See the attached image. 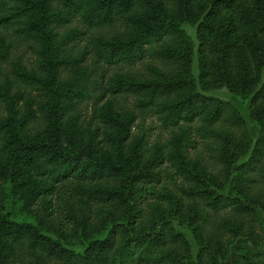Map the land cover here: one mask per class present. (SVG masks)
<instances>
[{
    "label": "trees",
    "instance_id": "trees-1",
    "mask_svg": "<svg viewBox=\"0 0 264 264\" xmlns=\"http://www.w3.org/2000/svg\"><path fill=\"white\" fill-rule=\"evenodd\" d=\"M74 18L84 30L113 29L109 38L87 39L95 64L130 66L144 56L160 61L146 65L144 79L126 73L104 85L99 80L87 84L94 92L93 104L108 93H134L138 107L169 129L165 140L146 147L139 136L126 143L132 116L106 115L114 126L104 140L108 151L98 147L94 133L83 141L82 131L63 121L59 94L64 86L53 87L58 63L53 39L55 27ZM183 23L194 26L196 80L190 74L192 44ZM0 28L41 42L45 79L16 74L20 84H40L49 97L46 126L29 137L24 133L26 115H19L13 97L1 93L0 192L2 182L11 191L22 186V205L38 221L10 218L0 195V264H47L48 259L58 264H160L169 256L167 245L183 242L168 217L192 228L199 240L209 225L250 240V225L239 219H251L255 208L264 213V199L249 194L246 175L237 178L232 194L214 187L190 152L197 138L214 137L218 147L213 160L226 173L241 153L232 132L225 125L215 127L218 122L241 124L237 110L194 87L225 85L234 92L249 90L251 102L264 101V0H0ZM76 35L68 32L62 44ZM80 60L71 58L72 65ZM111 179L118 184L108 185ZM64 185L65 203L85 197L87 215L82 218L95 210L120 217L129 227L112 223L107 234L88 240L79 251L62 245L60 235L42 233L48 222L58 228L68 224L70 215L62 217L52 208V198ZM64 211L71 212L69 207ZM24 246L25 258L13 262L14 249ZM219 246L208 254L198 252L196 262L205 255L212 264L224 260L227 250ZM228 264H264V250L244 252Z\"/></svg>",
    "mask_w": 264,
    "mask_h": 264
},
{
    "label": "rangeland",
    "instance_id": "rangeland-1",
    "mask_svg": "<svg viewBox=\"0 0 264 264\" xmlns=\"http://www.w3.org/2000/svg\"><path fill=\"white\" fill-rule=\"evenodd\" d=\"M181 27L188 34L192 44L190 74L196 80L194 26L183 23ZM55 29L57 36L53 39L55 48L52 54L53 59L58 63L53 87L64 86L63 92L59 94L60 103L63 105V121L65 123L73 122V127L82 131L83 141L88 138L89 133H94L96 135L94 139L99 142L98 147L111 151L109 143L104 140L107 135L114 132V126L106 115L113 116L115 114L123 118L128 116L133 118L129 127L130 136L126 143L142 136L143 140L147 142L145 146L149 147L152 142H161L168 137L169 129L162 126L155 115L138 107V100L134 93H108L97 104H93L94 92L91 85L87 84V82L92 83L93 80H99L104 85L109 78L126 73L134 75L136 79H144L147 76L146 65H158L160 61L151 56H144L140 62L130 66L121 63L117 66L95 64L92 61L89 46H86L87 39L91 36L109 38L113 34L111 27L84 30L79 20L74 18L67 23L58 25ZM81 30L84 31L83 34L82 32L78 33ZM76 31V36H71L69 40H66V44H62L65 34ZM41 48V42L33 36H20L11 28H0V115H5V101L1 95V93H5L13 97L19 115H26L24 133L29 137L41 134L46 126L49 97L46 89L40 84H20L16 73L32 74L45 79L47 75L41 63L44 58ZM83 49H87V51L81 55ZM80 56L81 60L77 62L76 66H73L71 58ZM194 88L203 94L228 101L237 110V114L242 119L241 124L227 125L224 122H218L215 127L225 125L232 132L237 147L241 146L242 149L241 153L238 152L235 157L228 173L221 170L213 160L218 147V141L214 137L197 138L196 147L190 152V157L193 161L197 160L198 166H201L209 181L215 184L214 187H220L226 193L232 194L237 178L246 175L248 178L244 183L246 190L250 195L264 199V101L251 102L249 90L234 92L225 85L202 90L196 84ZM243 171L245 174H242ZM164 181L166 182V180ZM107 184L116 186L118 180H108ZM21 187L11 191L8 186L4 187V182H2L0 195L4 211L9 212L10 218L16 221L35 224L38 221L37 218L22 205L23 189ZM70 187H74V183H71ZM65 188V185L62 186L59 193L52 198V208L62 217L69 214V221H66L68 224L58 228L56 224L48 222L43 225L44 228H41V232L52 237L60 235L62 245L67 249L81 250L88 240L107 234L112 223L126 226L125 229L129 227L122 218L112 219L105 212L99 214L95 210L91 211L87 217L82 218L87 215L85 197L78 198L77 196L72 203H65V193H67ZM68 207L71 212L64 211V208ZM168 219L174 229L183 235V242L178 241L167 245L169 256L164 258L160 264H212V258L206 255L202 261L197 263L196 254L198 252L211 253L217 245L227 250V254L224 260H217L215 264H228L244 252L264 250V213L259 208H255V215L251 219L250 217L239 219L244 225H250V240L242 235L216 230L212 225L204 229L201 240H199L200 238L192 228L175 218L168 217ZM14 250L16 257L12 258V261L20 263V260L25 258L27 247H16ZM47 264L58 263L48 259Z\"/></svg>",
    "mask_w": 264,
    "mask_h": 264
}]
</instances>
